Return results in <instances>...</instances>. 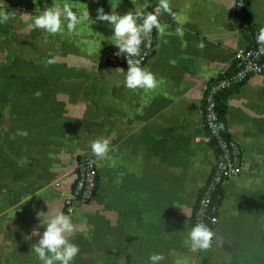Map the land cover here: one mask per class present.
Instances as JSON below:
<instances>
[{"label":"crops","instance_id":"crops-1","mask_svg":"<svg viewBox=\"0 0 264 264\" xmlns=\"http://www.w3.org/2000/svg\"><path fill=\"white\" fill-rule=\"evenodd\" d=\"M64 3L90 19L71 33L66 24L56 35L30 27L39 12ZM157 4L0 0L9 15L0 23V264H42L32 232L42 235L46 216L38 214L49 208L72 218L68 238L80 251L71 264H146L153 253L164 254L161 264H264V60L261 72L227 92L225 127L242 147L243 166L222 182L212 246L192 252L184 241L215 157L201 98L246 38L233 0H170L175 18L158 17L165 32L156 31L142 66L158 87L129 90L128 67L98 60L113 29L95 20L96 10L124 15ZM248 22L264 27V0H249ZM98 138L111 150L96 159L97 192L67 212L77 160Z\"/></svg>","mask_w":264,"mask_h":264},{"label":"clouds","instance_id":"clouds-1","mask_svg":"<svg viewBox=\"0 0 264 264\" xmlns=\"http://www.w3.org/2000/svg\"><path fill=\"white\" fill-rule=\"evenodd\" d=\"M234 5L235 3L233 2L231 7ZM96 11L95 20L107 22L113 29L112 44L118 49L116 55H124L127 58L128 69L124 79V86L133 91L156 89L159 81L155 74L146 68H142L140 61L133 58L140 55L141 44L145 40L150 39L154 29L163 36L165 28L158 19L162 12L168 13L175 18V13L172 12L170 6V0H158L154 12L145 13L141 8H136L134 11H128L124 15H120L116 11L106 14L103 7L98 8ZM85 19H90L88 10L78 16L68 3H64L62 6L57 4L39 12L30 27L43 30L50 35H56L64 32L66 24L67 31L71 33L75 32L77 26ZM8 20L9 15L0 11V23H6ZM138 21L140 22L138 23ZM256 41L260 46L258 54H264V27L259 29ZM197 47L203 49L204 44L200 43ZM48 63L51 64L54 61L49 60ZM116 70L124 72L123 69L117 68ZM34 95L39 98L42 93L37 91ZM16 134L28 135L26 130H20ZM109 145L108 139L98 138L91 141L89 146L97 160H104L111 150ZM40 215L46 216L45 221L41 222L40 225L45 230L42 235L39 228L33 230L32 236L38 237V240L31 245V250L37 255L42 264H71L80 251L78 245L70 242L68 238L75 230L72 218L69 215H65L62 211L50 214V208L46 214L43 212L39 213L38 217ZM213 237L214 233L204 223L198 222L188 232L184 243L192 252L206 251L212 246ZM165 259L164 254L153 253L149 256L146 264H161ZM177 264H181V262L177 261Z\"/></svg>","mask_w":264,"mask_h":264},{"label":"built area","instance_id":"built-area-1","mask_svg":"<svg viewBox=\"0 0 264 264\" xmlns=\"http://www.w3.org/2000/svg\"><path fill=\"white\" fill-rule=\"evenodd\" d=\"M234 13L243 23V33L246 43L234 52V59L229 68L209 79L201 98V114L204 126V137L211 146L215 157L204 183L197 191L196 200L191 213L192 227L198 222L204 223L211 231L219 219V201L224 179L241 173L243 156L241 145L228 133L223 131L219 102L222 94L241 85L250 75L263 70L264 54H258L259 45L256 36L262 27L248 22L249 0H233ZM156 6H149L143 11L154 12ZM156 30L150 39L141 44L140 55L133 59L140 61L142 67L153 54ZM118 49L114 45H105L98 52V60L103 64L128 67L124 55L117 56ZM228 132V131H227ZM98 167L96 157L87 154L77 160L75 178L71 193L66 200L65 211L92 199L98 187Z\"/></svg>","mask_w":264,"mask_h":264},{"label":"trees","instance_id":"trees-1","mask_svg":"<svg viewBox=\"0 0 264 264\" xmlns=\"http://www.w3.org/2000/svg\"><path fill=\"white\" fill-rule=\"evenodd\" d=\"M226 95L227 94H222L221 97H220L219 111L221 113V125H222V128H223V131L228 133L227 130H226V127H225V112H226V109H227ZM204 263L205 262L203 261L202 264H204Z\"/></svg>","mask_w":264,"mask_h":264}]
</instances>
